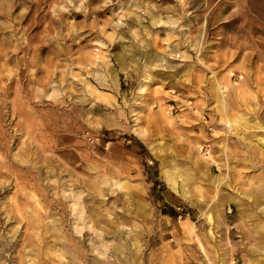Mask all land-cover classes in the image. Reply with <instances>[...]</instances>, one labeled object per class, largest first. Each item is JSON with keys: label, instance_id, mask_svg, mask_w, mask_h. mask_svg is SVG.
I'll use <instances>...</instances> for the list:
<instances>
[{"label": "rangeland", "instance_id": "obj_1", "mask_svg": "<svg viewBox=\"0 0 264 264\" xmlns=\"http://www.w3.org/2000/svg\"><path fill=\"white\" fill-rule=\"evenodd\" d=\"M263 186L264 0H0V264L264 262Z\"/></svg>", "mask_w": 264, "mask_h": 264}, {"label": "bare ground", "instance_id": "obj_2", "mask_svg": "<svg viewBox=\"0 0 264 264\" xmlns=\"http://www.w3.org/2000/svg\"><path fill=\"white\" fill-rule=\"evenodd\" d=\"M148 146H149V148H150V150L152 151L153 154H155L156 156L160 157L161 160H164V155H163L161 149H160L159 147H157V145L151 143V144H149ZM177 177L182 178L181 176L178 175V172L175 173L174 175H167V181H168V183H169L170 185L174 186V185L176 184V179H177ZM263 188H264V186H263ZM263 188H262V190L264 191ZM261 209H263V213H264V207L261 208ZM253 253H254V252H253ZM252 255H253V254H252ZM255 260H256V259H254V262H252L251 264H264V262H262V261H260V260H258V261H257V260L255 261Z\"/></svg>", "mask_w": 264, "mask_h": 264}]
</instances>
